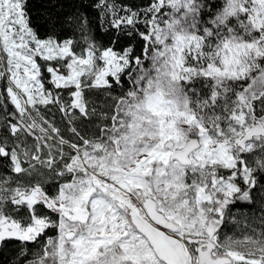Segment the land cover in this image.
<instances>
[{
  "label": "snow or ice",
  "instance_id": "snow-or-ice-1",
  "mask_svg": "<svg viewBox=\"0 0 264 264\" xmlns=\"http://www.w3.org/2000/svg\"><path fill=\"white\" fill-rule=\"evenodd\" d=\"M0 264H264V0H0Z\"/></svg>",
  "mask_w": 264,
  "mask_h": 264
}]
</instances>
